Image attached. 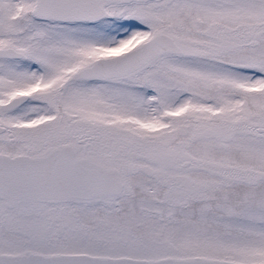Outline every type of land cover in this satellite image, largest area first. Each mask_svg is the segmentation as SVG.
Instances as JSON below:
<instances>
[{
    "label": "snow or ice",
    "instance_id": "6c2138e0",
    "mask_svg": "<svg viewBox=\"0 0 264 264\" xmlns=\"http://www.w3.org/2000/svg\"><path fill=\"white\" fill-rule=\"evenodd\" d=\"M0 264H264V0H0Z\"/></svg>",
    "mask_w": 264,
    "mask_h": 264
}]
</instances>
